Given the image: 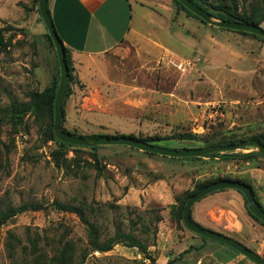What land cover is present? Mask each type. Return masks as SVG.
Wrapping results in <instances>:
<instances>
[{
  "label": "rangeland",
  "instance_id": "374dc122",
  "mask_svg": "<svg viewBox=\"0 0 264 264\" xmlns=\"http://www.w3.org/2000/svg\"><path fill=\"white\" fill-rule=\"evenodd\" d=\"M204 1L218 6L222 0ZM252 1L236 0L239 12ZM33 2L0 0V28L11 27L6 36H15L10 48L0 55V111L12 101L27 102L30 92L43 91L58 74L55 49L46 38L48 31L42 27ZM207 8L215 12L209 5ZM260 27L264 29L263 24ZM139 55L135 47L126 45L101 56L71 55L74 82L65 105L64 128L87 136H158L163 140L154 145L178 150L210 148L209 144L220 140L264 134V72L243 78L227 72L210 81V74L196 58L163 60ZM173 62L184 66L176 67ZM47 124V117L29 114L16 136L10 122L3 127L1 139L12 151L7 165L1 148L0 211L25 203L41 204L46 210L20 214L1 227L0 264H32L29 237L37 234L46 237L40 247L49 256L55 254L60 239L72 242L78 255L87 247L86 227L76 215L56 210L55 202L83 206L99 226L103 240L116 231L132 232L149 246L155 260H147L137 248L117 245L109 253H90L85 264H167L170 257L177 258V264H210V259L199 258L204 256L202 252L182 258L201 239L187 228L174 227L171 205L196 182L210 177L248 175L253 186L264 184V168H250L240 161L151 157L126 146L100 147L95 152L98 163L89 155L91 148L73 147L79 153L69 151L67 168L71 169H59L51 156L58 147L46 142ZM179 134L198 138L175 139ZM249 152L238 150L236 154ZM259 201L264 208V193L259 194ZM244 203L240 198L239 202H215L213 206L236 211L224 213L215 222L228 235L263 253L264 233L247 214ZM200 207L194 206L193 217L201 218L199 214L210 222V204ZM158 215L163 220L155 237L152 222ZM144 225L150 227L146 233ZM9 234L21 241L14 258L6 248Z\"/></svg>",
  "mask_w": 264,
  "mask_h": 264
},
{
  "label": "crops",
  "instance_id": "0c3cea01",
  "mask_svg": "<svg viewBox=\"0 0 264 264\" xmlns=\"http://www.w3.org/2000/svg\"><path fill=\"white\" fill-rule=\"evenodd\" d=\"M48 9L59 38L75 58L105 55L126 45L135 47L140 57L148 59L196 58L201 68L210 74V81L227 72L242 78L264 72L263 41L206 25L177 10L172 0H48ZM253 188L258 198L264 193V184ZM239 198L244 201L234 190L213 193L194 205L202 209L210 204V222L199 214L201 218L193 217V209L192 219L204 228L228 235L215 219L236 211L213 205L232 199L239 202ZM207 199L209 203L204 202ZM262 227L259 231L264 233ZM192 238L191 244L194 243ZM198 243H195L197 247L186 250L182 258L187 254L195 256L197 251L204 255L199 258L210 259V264L253 263L213 242L201 239ZM261 246L264 247V242ZM251 250L264 258V252Z\"/></svg>",
  "mask_w": 264,
  "mask_h": 264
},
{
  "label": "trees",
  "instance_id": "16d2710c",
  "mask_svg": "<svg viewBox=\"0 0 264 264\" xmlns=\"http://www.w3.org/2000/svg\"><path fill=\"white\" fill-rule=\"evenodd\" d=\"M174 6L176 7L177 10L179 11H184L186 12L189 16L194 17L198 20H200L202 23L208 25L206 22L202 21L199 17H197L195 14L187 10L178 0H172ZM194 2L196 5L200 6L203 8L205 11L211 13L213 16L219 19H224L232 22H240V23H245V24H250L254 26L260 27L262 23L264 22V0H253L250 6L247 8H243L242 12H239L238 4L236 0H222L219 1L218 6H213L212 4H208L204 0H191ZM226 1H229L227 4ZM34 6L37 7V12L40 15L39 11V0H34L33 2ZM210 6L212 9L215 10V12L211 11V9L207 8V6ZM41 16V15H40ZM42 19V18H41ZM43 21V20H42ZM10 28H0V55L5 53L9 48L10 44L12 43V39L15 37L14 35H11L9 37L6 36V33H9L11 31ZM231 32H235L238 34L250 36L256 39H259L264 42V38H261L259 36L249 34L246 32H237V31H232L228 30ZM46 38L48 42L50 43L51 47L55 49L54 43L49 35V33L46 34ZM65 53H66V63L69 69V82L63 102V118H62V123H61V129L64 133L72 135V136H78V137H84V138H102V137H128L132 138L134 140H140L146 143L154 144L155 142L162 141L163 139L159 138L158 136L154 137H147V138H136L134 136H125V135H119V136H108V135H77L75 133H72L68 131L67 129L64 128L63 123L65 121V105L67 102V99L71 96L72 94V83L74 82V75H73V66H72V61H71V51L65 47ZM56 52V51H55ZM57 56V55H56ZM57 70L58 74L54 77L53 82L51 85L47 86L43 91H33L28 94V101L27 102H17V101H12L10 106L6 108L5 110L0 111V170L3 168L2 164V152L1 148H4L5 152L4 155L6 156V161L7 165L9 162V154L12 151V149L9 147V145L5 144V142L2 141L1 137L3 135V127L6 123L10 122L12 129L14 132H12L13 135H17L22 127L24 126V119L29 115L32 114L37 118H43L44 116L48 118V124L47 130L44 133L46 142H54L57 145V149L54 150L51 154L52 160L55 163L56 167L61 169L66 168V169H71L67 168L68 164L67 162L69 161L67 159V155L71 149L72 151L77 155L79 152L77 150H74L73 147L76 146H71L68 144H65L61 141H59L56 138V135L54 133V104H55V99H56V94H57V89L60 81V68H59V63H58V58H57ZM14 136V137H15ZM198 138L197 135L193 134H179L175 137V139L178 140H194ZM204 141L207 143L211 142L212 140L208 141L207 138H202ZM255 140L260 142L261 144L264 145V134H258L255 136H252L247 139H241V140H230V141H224L220 140L216 143L209 144L208 147H214V146H231V145H236L242 142L246 141H251ZM12 143H15V138H13ZM84 148V147H83ZM100 147H95L91 148L92 154H89L93 157V159L98 163V156L95 153ZM251 150V149H250ZM94 152V153H93ZM148 156H158L155 154L151 153H144ZM216 157H221V160L224 161H235V162H243L245 164H248L250 168H264V154H258L255 152L247 153V154H226L225 153H215L213 154ZM212 156L211 159H216V157ZM167 158V157H164ZM173 159V158H169ZM191 160H201V158H190ZM187 160V159H183ZM100 169V168H99ZM156 181L157 180H162L161 177H155ZM224 180H231V181H238L247 184L253 189V193L255 195L256 200L258 203L261 205L258 195L256 191L254 190L250 177L248 175L245 176V178H232L230 176H216L214 178H209L207 180H202L196 182L195 187L191 191H186L184 192L181 196H179L176 199L175 204L171 205L170 207V217L171 220L173 221L174 227L178 230H183L186 229V226L183 223V211L184 207L188 201V199L194 195L197 194L199 191H201L204 187L209 186L211 184L221 182ZM228 190H223L220 192H225ZM238 192V191H237ZM240 195H242L244 202H245V209L247 211V214L258 224L261 226H264V224L259 221L257 218H255L247 209L246 205V199L243 196L242 193L238 192ZM200 202V201H199ZM54 208L58 210L59 212L62 213H71L74 214L78 217V219L81 221V223L86 227L87 229V247L82 249L80 251V254H76L74 252V244L70 241L66 240H59V247L57 248L55 254L52 256H49L44 250H42V247H40L41 241L45 240V236H41L40 234H37L36 237H29V242H30V247H31V255L33 256L32 264H85L88 256L90 253H109L113 251V249L117 245H124L128 248H137L138 251L144 255V257L147 260H150L151 262L155 263V260L152 258L151 254L149 253V246L143 242L142 240L136 238L132 232L129 233H121L119 231H116L115 234L105 240L102 239V235L100 232L99 226L91 221L89 216L86 214L83 206H73L69 205L66 203H58L55 202L53 204ZM262 206V205H261ZM263 207V206H262ZM46 207H44L41 204H33V203H25L22 204L18 207H7L5 210L0 211V229L2 226H4L9 220L15 218L16 216L27 213V212H40V211H45ZM192 216V215H191ZM162 216L158 215L155 217V221L152 222L154 229H153V235L156 237L158 234V225L162 222ZM145 233L146 231L150 230L149 226H145ZM225 235V234H223ZM229 238H232L236 241H239L235 237H231L228 235H225ZM200 237V236H198ZM204 242L210 241L213 242L219 246H223L227 250H229L232 253L238 254L236 251L233 249L217 243L212 240H208L206 238L200 237ZM240 242V241H239ZM242 243V241H241ZM21 245V241L16 238L14 234H9L7 242H6V248L9 253V256L11 258H14L16 249L18 246ZM25 247H23L24 249ZM178 259L175 258L173 260H169L167 264H174L175 261Z\"/></svg>",
  "mask_w": 264,
  "mask_h": 264
},
{
  "label": "water",
  "instance_id": "95a60500",
  "mask_svg": "<svg viewBox=\"0 0 264 264\" xmlns=\"http://www.w3.org/2000/svg\"><path fill=\"white\" fill-rule=\"evenodd\" d=\"M178 2H180L187 10L199 17L202 21L211 26L225 30L246 32L264 38V29H262L261 27L216 18L211 13L205 11L203 8L196 5L191 0H178ZM39 11L43 23L46 26L47 31L54 43L60 68V81L54 104V133L59 141L71 146L84 148L126 146L144 153H151L161 157L173 159L211 158L215 153L221 152L225 153V155H229L232 153L236 154V151L238 150L246 149H251V152H255L258 154H264V145L255 140L246 141L231 146H214L210 148H192L178 150L163 148L154 144L146 143L140 140H134L128 137L84 138L64 133L61 129L63 118V102L69 82V69L66 63L65 48L54 27L48 9V0H39ZM219 158L221 159V157H216V159ZM223 190H234L242 193L246 199L248 211L264 224V208L256 200L253 189L242 182L224 180L204 187L201 191H199L197 194L192 195L188 199L183 211L184 225L195 235L223 244L233 249L240 255L244 256L254 264H264V258L261 255L249 249L241 242L229 238L218 232L204 228L193 221L191 213L194 205L207 196Z\"/></svg>",
  "mask_w": 264,
  "mask_h": 264
},
{
  "label": "built area",
  "instance_id": "2783aa9c",
  "mask_svg": "<svg viewBox=\"0 0 264 264\" xmlns=\"http://www.w3.org/2000/svg\"><path fill=\"white\" fill-rule=\"evenodd\" d=\"M175 64V62H173ZM190 65V63H188ZM176 67H179V68H182L184 66V63H181V64H175Z\"/></svg>",
  "mask_w": 264,
  "mask_h": 264
}]
</instances>
